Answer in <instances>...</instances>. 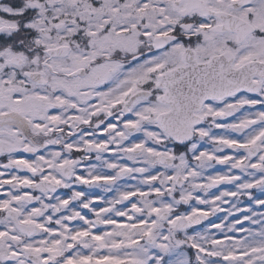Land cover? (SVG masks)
<instances>
[{
	"label": "snow or ice",
	"instance_id": "6c2138e0",
	"mask_svg": "<svg viewBox=\"0 0 264 264\" xmlns=\"http://www.w3.org/2000/svg\"><path fill=\"white\" fill-rule=\"evenodd\" d=\"M0 264H264V0H0Z\"/></svg>",
	"mask_w": 264,
	"mask_h": 264
}]
</instances>
